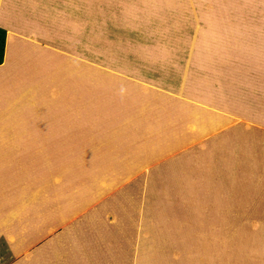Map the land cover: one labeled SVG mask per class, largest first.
Returning a JSON list of instances; mask_svg holds the SVG:
<instances>
[{"label": "rangeland", "instance_id": "obj_1", "mask_svg": "<svg viewBox=\"0 0 264 264\" xmlns=\"http://www.w3.org/2000/svg\"><path fill=\"white\" fill-rule=\"evenodd\" d=\"M250 1L264 13V0H0L1 19L40 13L25 29L60 53L51 91L67 107L61 125L0 141V264H264V174L237 173L225 149L226 119L264 131Z\"/></svg>", "mask_w": 264, "mask_h": 264}, {"label": "crops", "instance_id": "obj_2", "mask_svg": "<svg viewBox=\"0 0 264 264\" xmlns=\"http://www.w3.org/2000/svg\"><path fill=\"white\" fill-rule=\"evenodd\" d=\"M250 2L245 11V21L254 30L262 29L260 22L264 19V13L257 9L253 1ZM26 10L11 9L6 12L12 13L11 17L0 18V28L7 32L5 59L0 66V141L4 140V135H10L8 144L20 142L21 135L35 134L37 126L61 125L67 112V107L61 105V96H56L51 91L52 84L54 91H62L60 89L63 88L61 71L54 75L56 71L52 67L55 58L51 53L55 51L38 44L36 35L30 29H25L29 19H33L29 16L40 13ZM258 21L259 25L255 27ZM248 41L250 52L255 54L260 49L261 72L264 75V41L259 44L260 40L254 33L248 34ZM36 82L39 83L38 86ZM226 118L229 116L226 115ZM226 120L227 130L234 131V134H226L225 149L227 156L238 160L237 173L264 174V131L248 123L236 120L232 124ZM231 125L234 130L229 128ZM7 236L16 254L27 249L23 245L18 248L21 242L26 245V239L24 235L22 241V236L16 229L8 230Z\"/></svg>", "mask_w": 264, "mask_h": 264}, {"label": "trees", "instance_id": "obj_3", "mask_svg": "<svg viewBox=\"0 0 264 264\" xmlns=\"http://www.w3.org/2000/svg\"><path fill=\"white\" fill-rule=\"evenodd\" d=\"M7 32L0 28V66L3 64L5 59Z\"/></svg>", "mask_w": 264, "mask_h": 264}, {"label": "bare ground", "instance_id": "obj_4", "mask_svg": "<svg viewBox=\"0 0 264 264\" xmlns=\"http://www.w3.org/2000/svg\"><path fill=\"white\" fill-rule=\"evenodd\" d=\"M55 95L57 96L56 92H55ZM110 220H111V218H110Z\"/></svg>", "mask_w": 264, "mask_h": 264}]
</instances>
